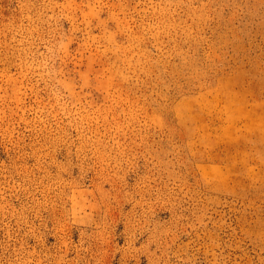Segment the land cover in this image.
I'll list each match as a JSON object with an SVG mask.
<instances>
[{
	"label": "rangeland",
	"instance_id": "obj_1",
	"mask_svg": "<svg viewBox=\"0 0 264 264\" xmlns=\"http://www.w3.org/2000/svg\"><path fill=\"white\" fill-rule=\"evenodd\" d=\"M0 264H264V0H0Z\"/></svg>",
	"mask_w": 264,
	"mask_h": 264
}]
</instances>
